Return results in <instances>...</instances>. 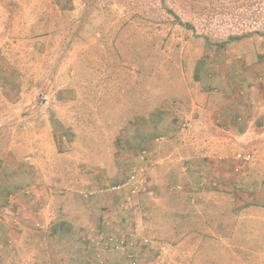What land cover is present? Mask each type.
<instances>
[{"label": "rangeland", "instance_id": "rangeland-1", "mask_svg": "<svg viewBox=\"0 0 264 264\" xmlns=\"http://www.w3.org/2000/svg\"><path fill=\"white\" fill-rule=\"evenodd\" d=\"M249 86L264 0H0V264H264V141L198 157Z\"/></svg>", "mask_w": 264, "mask_h": 264}, {"label": "crops", "instance_id": "crops-1", "mask_svg": "<svg viewBox=\"0 0 264 264\" xmlns=\"http://www.w3.org/2000/svg\"><path fill=\"white\" fill-rule=\"evenodd\" d=\"M253 87L254 86H249L247 89L239 91H229L227 89L226 91L221 92L222 99L226 101L220 102L219 106L216 108L218 109V115L220 117L217 120L218 126H215L217 127L216 131L222 132L223 136L221 135V140L215 139L216 142L221 144L217 145V143H215L214 145H212V142L209 141L212 147L206 148L208 146H203L204 148L200 152L198 157L200 159L202 158L204 164L209 163L210 158L212 157V155H214L212 153L217 152V150L219 149L227 152L228 148L236 145V143L244 142L247 146L249 144V146L251 147L256 146L257 143H260L261 141H264V91L256 92V89ZM208 105H211V103H208ZM199 114L194 113L195 118L192 119L194 120V125L197 126H199L198 124L202 122L203 118L201 114ZM191 133V135L189 133V136H187L189 141L193 138H199V135H197L194 130ZM204 137H209V135H207L206 133ZM217 147L219 149L216 150ZM256 150L259 151V149ZM219 155L223 154L221 153ZM11 174H7L8 178L3 182L4 187H12L16 185V182L11 180L10 178ZM32 186V197H34L35 199L43 196L44 199L48 201L52 200L55 196L53 193V186L48 183V180H44L42 184L37 183ZM23 201H25L23 200V198H19L16 203L12 204L16 206H14L13 208L9 206V209H15L16 212H18L17 210L19 208V211L23 210L21 208H23V206H26L25 202ZM46 264L54 263L47 262Z\"/></svg>", "mask_w": 264, "mask_h": 264}, {"label": "built area", "instance_id": "built-area-1", "mask_svg": "<svg viewBox=\"0 0 264 264\" xmlns=\"http://www.w3.org/2000/svg\"><path fill=\"white\" fill-rule=\"evenodd\" d=\"M235 159L240 160L242 162H248L253 158V153L248 151V152H237L235 154ZM142 168H136L132 167L130 168L127 176L122 179L119 182H116L114 184H108L105 188L104 191L106 192H117V191H123L124 195V201L126 204H133L134 203V198L138 196L142 192L147 191V181L144 179L145 175L143 173ZM98 191L93 189V188H86L81 192V194L85 197L88 198ZM125 204V205H126Z\"/></svg>", "mask_w": 264, "mask_h": 264}]
</instances>
